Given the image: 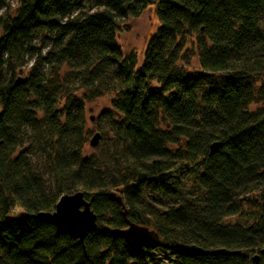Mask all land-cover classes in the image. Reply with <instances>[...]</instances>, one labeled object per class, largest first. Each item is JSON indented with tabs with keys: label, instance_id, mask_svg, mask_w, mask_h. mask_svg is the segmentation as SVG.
<instances>
[{
	"label": "trees",
	"instance_id": "1",
	"mask_svg": "<svg viewBox=\"0 0 264 264\" xmlns=\"http://www.w3.org/2000/svg\"><path fill=\"white\" fill-rule=\"evenodd\" d=\"M149 5L158 27L138 66L115 36ZM263 74L264 0H0V264H252ZM107 94L110 144L88 156L84 104ZM76 191L96 216L83 244L34 217ZM129 222L170 248L108 231Z\"/></svg>",
	"mask_w": 264,
	"mask_h": 264
},
{
	"label": "water",
	"instance_id": "2",
	"mask_svg": "<svg viewBox=\"0 0 264 264\" xmlns=\"http://www.w3.org/2000/svg\"><path fill=\"white\" fill-rule=\"evenodd\" d=\"M98 140L99 135L95 134L90 139L89 145L91 147L97 146ZM219 145V143H212L209 146V153L213 154ZM28 217L27 213L18 212L13 216V220H22ZM34 217L50 223L58 233L76 239L79 244H83L85 236L97 228L96 216L81 191L61 195L51 211L39 212ZM102 231H107V229H102ZM108 231L121 236L125 241L140 248H170L160 240L155 231L145 226L129 222L126 228ZM252 264H264V248L252 258Z\"/></svg>",
	"mask_w": 264,
	"mask_h": 264
},
{
	"label": "rangeland",
	"instance_id": "3",
	"mask_svg": "<svg viewBox=\"0 0 264 264\" xmlns=\"http://www.w3.org/2000/svg\"><path fill=\"white\" fill-rule=\"evenodd\" d=\"M16 0H11V5L14 6ZM158 27V21L155 13L154 5H149L143 9L139 16L135 18H127L119 23L118 30L116 32L115 40L119 46L123 56L132 53L136 56L138 66L141 65L144 49L149 39L155 34ZM188 74H200L202 71L198 67L196 56H192L188 59V65L184 66ZM18 77L22 78L23 74ZM264 80V74L261 77ZM214 85L219 84L218 78L214 79ZM210 84L206 86L209 87ZM155 86V85H154ZM113 98V94H107L101 98H97L93 101L86 102L84 104L85 111V145L84 154L94 155L95 157L105 156L107 152V145L110 142L107 138L104 139V133L106 130L105 111L111 110L110 101ZM99 135L98 145L91 147L89 145L90 139L95 135ZM103 142V143H102ZM102 144V147H100ZM253 199V198H252ZM17 212V210H15ZM157 255V254H156ZM160 258L164 254H159Z\"/></svg>",
	"mask_w": 264,
	"mask_h": 264
}]
</instances>
